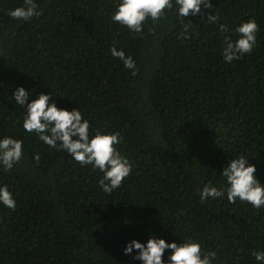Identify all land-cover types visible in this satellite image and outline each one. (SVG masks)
<instances>
[{
  "label": "trees",
  "instance_id": "trees-1",
  "mask_svg": "<svg viewBox=\"0 0 264 264\" xmlns=\"http://www.w3.org/2000/svg\"><path fill=\"white\" fill-rule=\"evenodd\" d=\"M22 2L0 0V136L25 148L19 165L0 170L17 201L15 211L0 205V264H139L122 249L149 230L198 239L219 264H256L264 209L202 204L198 189L220 185L227 160L241 154L264 182V0H212L206 10L233 30L259 25L257 47L230 64L223 37L236 34L199 17L186 39L172 12L147 21L141 36L111 21L114 0H37L42 14L19 22L7 11ZM113 45L133 57L135 75L110 55ZM21 85L122 135L117 147L134 167L120 189L103 193L102 173L24 132L11 96Z\"/></svg>",
  "mask_w": 264,
  "mask_h": 264
},
{
  "label": "clouds",
  "instance_id": "clouds-1",
  "mask_svg": "<svg viewBox=\"0 0 264 264\" xmlns=\"http://www.w3.org/2000/svg\"><path fill=\"white\" fill-rule=\"evenodd\" d=\"M213 8L212 0H114L110 19L129 32L142 36L147 21L158 22L172 12L180 21L182 38L186 39L193 27L192 19L199 17V20L219 24L222 34L230 31L236 34L235 40L232 36L223 37L224 62L230 64L250 55L258 43L260 28L256 20L243 21L233 30L219 23L218 14L206 11ZM41 14L37 0H23L19 7L7 11L10 18L19 22L31 21ZM109 52L123 63L125 69L136 74L137 64L124 49L113 45ZM11 96L22 109L24 132L35 136L42 144L65 153L81 167L91 166L93 171L102 173L99 187L103 193L111 195L132 174L134 165L117 147L123 141L119 132L94 129L79 107H59L52 93L34 94L33 90L21 85L14 89ZM24 158L23 139L9 134L0 136V170L10 172ZM33 158L39 163L41 156L34 154ZM257 171V165L251 163L247 155L227 160L220 172L223 182L218 186L207 183L198 189L200 203L226 198L229 204L239 201L258 211L264 209V182ZM0 205L16 210L14 192L7 184H0ZM179 240L181 242L169 240L163 233L149 230L146 240L131 238L125 241L122 251L123 255L139 264H219L217 251L206 249L198 239L185 236ZM251 255L256 264H264V250H253Z\"/></svg>",
  "mask_w": 264,
  "mask_h": 264
}]
</instances>
